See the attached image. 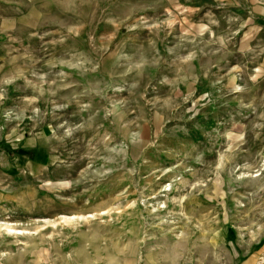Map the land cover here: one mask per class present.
Here are the masks:
<instances>
[{"label": "rangeland", "instance_id": "rangeland-1", "mask_svg": "<svg viewBox=\"0 0 264 264\" xmlns=\"http://www.w3.org/2000/svg\"><path fill=\"white\" fill-rule=\"evenodd\" d=\"M0 264H264V0H0Z\"/></svg>", "mask_w": 264, "mask_h": 264}]
</instances>
